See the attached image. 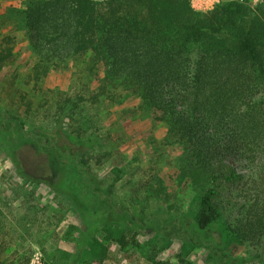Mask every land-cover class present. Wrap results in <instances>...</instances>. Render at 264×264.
<instances>
[{
	"label": "trees",
	"instance_id": "trees-1",
	"mask_svg": "<svg viewBox=\"0 0 264 264\" xmlns=\"http://www.w3.org/2000/svg\"><path fill=\"white\" fill-rule=\"evenodd\" d=\"M11 6L33 56L28 82L34 87L22 89L13 106H0V151L25 181L47 182L87 223L107 225L109 237L123 223L117 240L126 246L129 227L147 222L137 225L133 211L118 208L114 185L94 171L104 156L94 109L133 95L167 124L168 139L182 146L188 170L204 184L197 208L187 213L191 241L199 243L196 234L221 224L217 200L225 185H235L243 199L241 215L224 219L222 241L264 240V1L222 0L207 11L191 0H20ZM15 44L14 35L0 33V69L14 59ZM70 63L79 69L75 75L89 70L87 80L42 93L45 77ZM101 66L103 74L93 79ZM231 153L242 166L225 162Z\"/></svg>",
	"mask_w": 264,
	"mask_h": 264
},
{
	"label": "rangeland",
	"instance_id": "rangeland-1",
	"mask_svg": "<svg viewBox=\"0 0 264 264\" xmlns=\"http://www.w3.org/2000/svg\"><path fill=\"white\" fill-rule=\"evenodd\" d=\"M221 1L191 3L195 9L207 11ZM263 1L248 3L257 6ZM11 5H20V0H0V33L16 38L14 59L0 69L2 107L20 102L22 89L34 87L28 82L33 56ZM63 67L45 77L42 93L74 89L90 73L84 70L75 75L79 69L71 63ZM94 73L93 79L98 78L103 67ZM34 97L36 106L40 95ZM94 112H98L96 126L104 138L99 147L104 156L94 164V171L105 185H114L113 200L118 208L133 211L137 225L145 220L148 226L129 227V242L122 246L117 239L126 230L123 223H115L109 237L107 225L96 220L87 223L47 182L25 181L13 161L0 151V264H179L183 259L190 264H264V240L259 244L232 238L223 242L224 219L231 222L242 212L243 198L235 185H225L217 200L223 210L221 224L207 235L196 234L199 243L191 241L195 231L187 213L197 208L204 184L195 170H188L182 146L168 139L167 124L145 110L138 97L104 103ZM224 160L242 166L234 153Z\"/></svg>",
	"mask_w": 264,
	"mask_h": 264
}]
</instances>
